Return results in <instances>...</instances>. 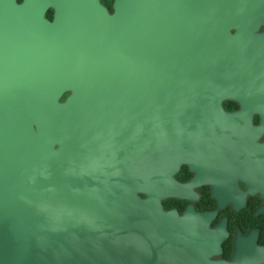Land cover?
I'll return each mask as SVG.
<instances>
[{"label": "water", "instance_id": "obj_1", "mask_svg": "<svg viewBox=\"0 0 264 264\" xmlns=\"http://www.w3.org/2000/svg\"><path fill=\"white\" fill-rule=\"evenodd\" d=\"M256 4L0 0V264L175 260L160 198L224 173L250 141L249 114L220 99L256 100L264 124Z\"/></svg>", "mask_w": 264, "mask_h": 264}, {"label": "flooded vegetation", "instance_id": "obj_2", "mask_svg": "<svg viewBox=\"0 0 264 264\" xmlns=\"http://www.w3.org/2000/svg\"><path fill=\"white\" fill-rule=\"evenodd\" d=\"M100 1L112 11L113 0ZM245 1L256 2L255 8L264 10V0ZM44 13L50 18L53 7L48 6ZM251 14L260 19L245 32L264 40V12ZM228 30L237 32L234 25ZM256 102L241 108L236 96L222 97L224 110L249 114L248 124L238 125L250 137L249 143L230 145L224 173L216 176V169H211L210 178L190 183L188 192L160 198L162 209H174L177 217L172 247L176 255L171 264H215L216 259L227 264H264V124H260L261 109L254 106L261 104ZM194 172L182 161L174 177L187 181Z\"/></svg>", "mask_w": 264, "mask_h": 264}]
</instances>
